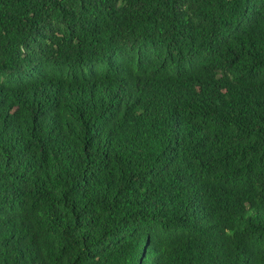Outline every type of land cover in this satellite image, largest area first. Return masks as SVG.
<instances>
[{"label":"trees","instance_id":"obj_1","mask_svg":"<svg viewBox=\"0 0 264 264\" xmlns=\"http://www.w3.org/2000/svg\"><path fill=\"white\" fill-rule=\"evenodd\" d=\"M0 264H264V0H0Z\"/></svg>","mask_w":264,"mask_h":264}]
</instances>
